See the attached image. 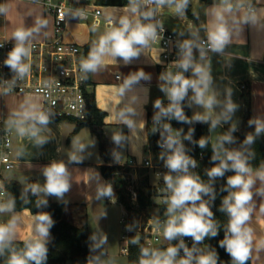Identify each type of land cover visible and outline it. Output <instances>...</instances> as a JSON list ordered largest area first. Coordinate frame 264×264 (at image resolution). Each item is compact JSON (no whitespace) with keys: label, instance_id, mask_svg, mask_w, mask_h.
Listing matches in <instances>:
<instances>
[{"label":"crops","instance_id":"0c3cea01","mask_svg":"<svg viewBox=\"0 0 264 264\" xmlns=\"http://www.w3.org/2000/svg\"><path fill=\"white\" fill-rule=\"evenodd\" d=\"M62 1L87 12L85 18L68 19L61 30L64 41L74 42L82 48L87 42H97L111 27H119L122 17L139 19L143 24L153 23V15L149 19L140 15L143 0H137V13L131 11L130 2L108 4L100 0ZM229 5L231 11L223 12L229 31V40L223 50L210 51L206 55L192 52L191 64L185 70L187 79L198 80L199 76L194 71L198 65L209 77L205 95L213 96L216 102L210 110L205 108L196 102L195 93L189 88L186 93L188 116L191 121L208 122L210 141L221 158H225L230 144L229 140L223 139L228 136L225 126H239L242 123V94L245 90L249 92L254 123L264 124V0H190L194 16L186 14L184 10L182 13L175 12L174 4L157 7L153 3V9L163 24L185 40L208 37V31L215 23V12ZM143 7L146 11L150 9ZM0 9V38L16 41L13 33L21 28L32 32L27 41L50 40L55 34L54 11L45 0H0ZM96 9L100 13L95 14ZM137 47L139 55L130 61L105 56L103 65L96 72H88V92L93 94L96 106L104 111L101 125L103 133L119 145L113 163H126L131 173L139 168L144 170L146 167L142 165V159L152 154L147 128L149 114L155 108L153 97L165 92L164 77L174 67L171 66L168 72L161 69V47L158 40H150L146 46ZM184 59L185 54H180L175 66L184 70L180 66ZM1 77L0 59V81ZM41 103L39 93L4 91L0 83V121L12 132L14 161V166L6 169L10 172L3 174L0 171V184L3 179H12L26 189H32L33 185L43 189L46 183L45 168L52 163H63L68 173L69 190L62 196L49 195L44 191L37 194L44 200L61 201L62 217L68 222L88 226V248L96 253L98 263L103 264L100 262L99 249L103 247L106 254H110L113 249L111 220H116L117 215L111 214L112 204H119L121 211L123 205L108 199V196L100 195L106 188V177L99 167L105 160L99 150L98 138L87 124L79 126L68 138L77 124V120L71 117L50 120L47 125L37 124L38 136L43 138V143H37V137L30 134L20 135L14 123L20 119L16 114L22 113L29 104L36 105L40 110ZM229 104L234 105L231 111L228 110ZM213 121H216L215 126ZM29 126L30 122L24 125ZM115 137L120 138L119 142ZM73 155L77 161L71 159ZM250 169L248 175L253 179L250 189L252 198L247 207L251 212L246 222L252 231L250 261L251 264H264V180L258 175L264 171V165ZM137 180L141 183V178L137 177ZM38 215L27 207L0 212V224L16 219L14 236L0 251V264H8L13 252L24 251L26 241L38 235L35 231V217ZM48 241L49 234L45 237V246ZM196 245L192 246V253ZM166 250L164 248L161 252ZM106 263H109L107 259Z\"/></svg>","mask_w":264,"mask_h":264},{"label":"clouds","instance_id":"9594fccd","mask_svg":"<svg viewBox=\"0 0 264 264\" xmlns=\"http://www.w3.org/2000/svg\"><path fill=\"white\" fill-rule=\"evenodd\" d=\"M145 3H155L157 7L165 4L175 5L174 10L177 13H182L186 7L188 0H144ZM132 4L131 11L138 12L137 0H130ZM2 10V9H0ZM231 11V6H227L222 10L215 12V23L208 31V45L213 51H222L229 40V31L225 24L223 12ZM144 19H149L153 15V10L149 9L146 12L140 13ZM111 23V21H110ZM31 30L17 29L13 33L16 40L15 47L8 54L5 61L6 66L23 77L30 71V65L24 60L30 56V48L25 42L31 36ZM156 38L155 25L143 24L139 19L130 20L128 17H122L119 20V27H111L109 31L101 35L97 42L91 48L87 59L82 60L80 68L83 72H96L104 63L105 56L120 57L125 62L139 55V47L146 46L150 40ZM186 49L185 59L180 66L187 70L191 64V47L190 42L184 44ZM195 73L198 74V80L185 78L181 73L172 75L169 73L166 77L171 84V87L166 88L172 103L168 108L161 107V101L157 100L155 106L160 108L164 114L173 113L180 120L186 119L183 115L179 101L184 98L189 88H192L197 103L203 105L207 109H211L216 102L213 96H206L208 87V75L200 66H195ZM234 105L229 104L228 110L231 111ZM19 120L14 121L17 125V131L20 135L30 134L37 137V143H43V138L38 136L39 125H47L49 122L48 115L40 111L36 105L29 104L22 113H17ZM207 117H203L206 119ZM201 119V117H197ZM31 122L29 127H24L25 123ZM216 121H213L215 126ZM165 128L171 132L170 125H165ZM264 131V124L257 122L256 132L259 134ZM178 133L176 136L169 135L167 147L172 149V154L167 159V167L176 172H183V175H177L175 178L171 175L164 177L167 188L171 195L167 200L168 219L164 225L163 235L166 239L171 240L178 234L191 236L195 241H202L208 235H216V230L213 221L210 219L213 213L207 204L201 199V193L211 191L208 185L200 182L199 177L188 174L189 163H195L187 157L182 147L179 146ZM119 142V137H115ZM224 140H230V136L223 137ZM252 136H248L247 143H251ZM200 146L205 145L203 139L200 140ZM175 146V147H174ZM83 147V146H81ZM219 158L218 153L213 156V160ZM77 161L75 155L71 158ZM228 161L232 163L229 164ZM234 169L235 175L228 177L227 184L232 188L238 189L231 192L223 201L224 209L229 213L230 220L228 231L232 234L221 241V245L227 246V251L233 258L234 264H245L250 254V246L252 241V231L246 226V222L250 218L251 209L247 207L248 202L252 198L250 191L253 184V179L250 175L251 169L247 166L245 158L240 152H226L225 158L220 160L219 165L212 167L209 172V177L223 176L225 170ZM260 178L264 180V171L258 173ZM44 176L46 183L43 189L39 185H33V193L44 191L49 195L62 196L69 190L68 173L63 163H52L45 168ZM101 196H111L112 189L107 187L100 192ZM196 201H201L198 205ZM189 202H191L189 204ZM14 202L9 200L7 203H0V212L11 211ZM264 210V209H262ZM36 233L35 238L26 241L25 250L21 253L13 252L8 264H41L46 257L45 237L48 235V227L51 224L50 217L47 214H40L35 217ZM16 229V219L13 218L7 224H0V251L12 240ZM183 247V244H181ZM186 257L176 261L177 248L169 247L166 251L160 252L156 250L142 249V258L140 264H191L192 253L187 248L184 249ZM196 264H216L215 257L211 254L201 255L196 258Z\"/></svg>","mask_w":264,"mask_h":264},{"label":"built area","instance_id":"2783aa9c","mask_svg":"<svg viewBox=\"0 0 264 264\" xmlns=\"http://www.w3.org/2000/svg\"><path fill=\"white\" fill-rule=\"evenodd\" d=\"M54 11V29L55 34L50 40L42 41H26L25 44L30 48V56L24 62L30 65V71L23 77L6 66L5 61L8 54L15 47L16 41L0 38V59L2 63L1 86L4 91L15 92H35L42 97L40 111L45 112L48 116L54 117H71L76 120H85L90 117L86 92L89 90L88 72L81 70L80 64L85 60L83 48L69 41H64L61 37V30L64 23L68 19H80L87 16V12L77 6L67 5L62 0H45ZM142 5L150 7L153 10V25L156 27V38L161 47L160 67L163 71L168 72L173 67L171 74L174 76L181 73L187 78L185 70L175 66V61L180 54H185L184 44L190 42L191 53L196 52L206 55L213 51L208 45V37H199L195 40H185L176 33L168 29L162 22L161 17L153 9V3H145ZM253 10V7L251 8ZM100 13L99 9L95 10V14ZM148 24V23H146ZM166 88L171 87L168 80H165ZM244 86V84L242 85ZM157 100L161 101L162 108H168L172 103L167 92L159 93L153 97V103ZM180 107L183 101H179ZM171 118L178 119L173 113L164 114L160 108L156 107L150 112L148 117V126L153 133H157L161 129L163 136V128L165 129V137L160 142L161 148L167 147L168 136L177 135L179 138L185 137L182 132L183 125L172 127L170 125ZM170 125L171 132L165 128ZM12 132L5 127L0 121V171L2 169H11L14 166L12 158ZM170 153L167 152L165 157L154 159L152 154L145 156L142 165L147 168V181L152 187L150 194V203L145 207L138 205V186L139 181L135 176H128L124 187L125 195L131 208L124 205L116 194V184L113 175L106 178V188L111 187L112 195L108 199L117 201L123 205L119 222L121 224L120 237L125 240L121 250L127 252L130 238L138 235L139 243L144 244L150 249H154L158 245L164 248L176 247V261L185 258V248L192 253V246L196 243L193 237L178 234L171 240L163 235L164 225L168 217L167 200L171 195L167 188L164 177L171 175L174 178L177 175H183V172L172 171L167 167V159ZM129 173V171L127 172ZM131 174V173H130ZM151 174L157 177L155 182L151 181ZM7 201L2 184H0V203ZM8 202V201H7ZM191 202H189L190 204ZM197 205L200 201H196ZM183 244V247H181ZM192 253V257H193ZM191 264H194L192 259Z\"/></svg>","mask_w":264,"mask_h":264},{"label":"trees","instance_id":"16d2710c","mask_svg":"<svg viewBox=\"0 0 264 264\" xmlns=\"http://www.w3.org/2000/svg\"><path fill=\"white\" fill-rule=\"evenodd\" d=\"M108 4H126L130 0H100ZM140 11L146 12L144 7L140 6ZM186 14L194 16L190 0L184 8ZM93 42H87L84 47L85 59L93 47ZM243 120L241 125L232 126L226 125L225 129L229 140L228 152H240L245 158V162L249 168H259L264 165V131L259 134L256 132L257 124L253 121V115L250 107L249 92H243ZM87 107L90 117L85 120H77V124L68 135L71 137L79 128V126L87 124L91 127V131L98 138L99 150L105 160L99 167L102 174L107 178L113 175L117 187V196L121 202L128 208H131L124 188H118L126 181L125 173L129 171L127 164L113 163L119 145L110 141L103 133L101 128L104 111L98 108L94 101V96L91 92H86ZM183 105L181 107L183 115L186 119L171 118L170 125L172 127L184 125L186 127L185 137L179 138V146L182 147L184 154L194 160V165L188 168V174L199 177L201 183L208 185L211 189L208 193H201V199L207 204L213 215L210 219L213 221L216 235L210 233L206 235L201 241L207 251V255L211 254L215 257L216 264H234L233 258L226 250V245H221V241L226 238V234L231 236L228 231V224L230 215L224 209L223 201L235 188L227 184V179L235 175L234 169H227L223 176L209 177V170L219 165L221 158L218 154L217 159L213 160V156L218 152L209 138V124L207 121H191L188 116L187 96L182 99ZM50 120H61L64 117L48 116ZM31 123V122H30ZM148 145L150 147L154 159L158 157H165L167 152L172 154V149L161 148L160 142L163 140L160 131L153 133L148 126ZM176 136V135H173ZM248 136H252L251 143H247ZM205 141L203 147L200 146V140ZM175 147V146H174ZM231 164V161H228ZM147 171V168L143 170ZM147 174L144 173L141 178V183L138 186V205L145 207L150 203V194L152 187L147 181ZM2 186L5 192L7 201L14 202L13 208L20 209L27 207L33 212L40 214H47L50 217L51 224L48 227L49 241L45 246L46 257L41 264H99L96 258V253L88 248L90 240V232L86 224L74 225L62 217L63 203L61 201H54L49 199H41L37 193H33L31 188H24L22 184L16 180H2ZM201 202V201H200ZM162 251L163 245H158L154 249H150L142 243H136L133 236L130 238L128 244V251L126 252L127 264H140L142 258V249ZM35 264V262L33 263ZM245 264H251L250 254Z\"/></svg>","mask_w":264,"mask_h":264},{"label":"rangeland","instance_id":"374dc122","mask_svg":"<svg viewBox=\"0 0 264 264\" xmlns=\"http://www.w3.org/2000/svg\"><path fill=\"white\" fill-rule=\"evenodd\" d=\"M182 132L185 133L186 129L185 127H183ZM142 158V157H141ZM143 161V159H142ZM11 170H6V169H2L1 172L3 174L10 172ZM125 173V178L128 176H135V177H139L142 178V175H144V171L141 170L140 168L137 169L136 172L134 173ZM157 180V177L154 174H151V181L155 182ZM126 184V181H124V183L122 185H120L118 188H124ZM124 190V189H123ZM117 194V191H116ZM113 205V212L111 213L112 216L117 215L116 220L113 218L111 221L113 222V224L111 225L112 228V252L109 250V252H111L110 254H106L103 247L100 248V253H99V257H100V262H104L103 264H127V257H126V252L121 250L122 245L125 244V240L122 239L120 237L121 234V224L119 222V218H120V214H121V209H120V205L119 204H112ZM196 248L194 249V255H193V259H194V264H196V258H198L201 255H206L205 252V247L203 245V243L201 241L197 242L196 241ZM106 259L107 262L109 261V263H106Z\"/></svg>","mask_w":264,"mask_h":264},{"label":"water","instance_id":"95a60500","mask_svg":"<svg viewBox=\"0 0 264 264\" xmlns=\"http://www.w3.org/2000/svg\"><path fill=\"white\" fill-rule=\"evenodd\" d=\"M164 137H165V129L163 128V138ZM189 158H190V160L194 161L191 157H189ZM193 165H194L193 163H189L188 168L192 167ZM134 240H135L136 243H139L138 235H135Z\"/></svg>","mask_w":264,"mask_h":264}]
</instances>
